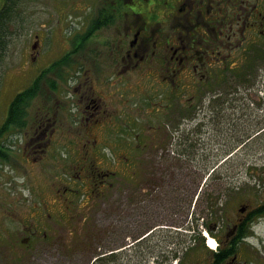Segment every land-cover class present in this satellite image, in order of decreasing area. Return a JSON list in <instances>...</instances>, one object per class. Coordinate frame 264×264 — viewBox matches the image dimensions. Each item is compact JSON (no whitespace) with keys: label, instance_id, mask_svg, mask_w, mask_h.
<instances>
[{"label":"rangeland","instance_id":"rangeland-1","mask_svg":"<svg viewBox=\"0 0 264 264\" xmlns=\"http://www.w3.org/2000/svg\"><path fill=\"white\" fill-rule=\"evenodd\" d=\"M65 2L19 0L16 5L9 4L11 20L3 22L7 38L0 44V124L11 98L32 84L36 76L38 89L26 99L28 104L20 114L24 124L14 125L12 121L1 139L13 148L9 157H0V213L6 212L0 221V264H178L179 259L182 264H194L193 260L205 253V247H196L201 237L206 239L205 221L234 218L240 203L256 206L264 197V65L258 61V74L247 87L243 85L245 79L237 76L241 66L216 89L211 113L189 119L187 128L201 126L206 130L199 143H192L194 134L185 140V135L179 140L175 132L167 131L165 136V122L171 129L177 126V120L153 112L140 114L138 101L144 92L138 90L129 92L136 102L133 115L142 123L135 120L134 125L133 117L121 108L123 85H109L113 70L104 67V77L110 79L105 86L110 92L118 91L119 96L115 103L120 105L115 131L130 126L135 133L140 126L163 141L151 147L155 140L152 137L148 143L152 152L142 156L158 160L154 165L141 166V174L157 181V186L152 189L154 194L139 197L135 212L127 204V179L134 167L128 161L122 162L119 154L124 148L118 150L109 145L121 161L117 165L105 162L103 167H94L100 171L115 170L114 177L109 174L105 178L112 184L105 186L106 200L101 204L97 194L92 193L93 182L101 177L94 179L97 176L88 171L76 177L72 173L74 168L71 171L75 164L72 162L79 161L80 147L90 132L81 128L76 105L81 103L80 90L73 89L79 72L66 74L63 79L58 71L61 66L67 70V65H56L58 58L72 47L63 33L81 26L80 14L73 15L77 8ZM64 7L73 15L72 19L64 18ZM37 30L41 33V46L32 49ZM49 82L55 91L50 89ZM47 111L50 117L46 124L37 128ZM160 143L164 149L158 158L154 149L161 150L157 148ZM69 146L72 157L63 164L58 160ZM178 152L182 155L177 157L174 154ZM79 162L87 168L85 160ZM138 212L146 213L136 215ZM133 214L139 217L141 225L128 224ZM156 224L159 227L153 229ZM30 225L37 228L32 242H10L23 237ZM150 227L153 230L138 241ZM8 230L12 231L9 235ZM44 230L47 237H42ZM248 239L264 242L263 220Z\"/></svg>","mask_w":264,"mask_h":264},{"label":"flooded vegetation","instance_id":"flooded-vegetation-1","mask_svg":"<svg viewBox=\"0 0 264 264\" xmlns=\"http://www.w3.org/2000/svg\"><path fill=\"white\" fill-rule=\"evenodd\" d=\"M16 1L18 3L19 0ZM10 2L13 0H0V12L3 11L0 19L3 22L11 20L8 13ZM65 4L75 6L77 9L73 15L80 14L81 18V26L64 33L60 31L59 34L63 33L72 44L65 52L68 56L73 55L66 62L69 69L67 74L70 76L74 71L80 74L75 79L73 89L80 90L78 99L81 103L76 105L83 123L81 128L90 132V137L85 134L87 140L80 147L81 157L77 158L79 161L85 160L87 168L76 161L72 162L75 164L71 166V171L74 168L72 173L76 177L85 171L97 176L94 179L101 177L93 182L92 193L95 192L101 204H105V186L112 184L105 178L109 174L114 177L115 170L100 171L94 167H103L105 162L117 165L121 160L115 157L112 148H124L119 154L122 162L128 161L134 167L127 179V204L129 210L135 212L139 197L154 194L152 189L157 186V181L142 175L141 171L147 165L158 163V160L142 156L148 155L144 152H152L153 148H149L148 144L152 137L155 140L151 147L163 140H158L157 134L147 133L140 126L135 133L130 131V126L128 129L122 126L119 132L115 131L120 113V105H115L119 98L116 94L118 91L110 92L105 85L110 79L111 86L123 85L121 96L124 105L121 108L133 117L134 125L135 120L142 123L133 115L136 102L129 92L138 90L144 92L142 100L138 101L140 114L153 112L162 118L177 120V126L171 129L165 122L162 128L166 133L160 128L165 136L168 135L167 131L175 132L179 134V140H183L185 135V140L191 139L190 135L194 134L196 138L191 139L192 143H199L206 130L201 126L187 128L189 119L211 113L210 103L212 97L216 96V89L224 85L227 77L230 78L241 66L242 70L237 76L245 79L243 85L247 87L253 84L258 74V61L261 60L264 65V0H79L78 3L66 0ZM68 12L64 7L65 19ZM40 34L39 30L35 32L32 43L38 48L41 46ZM5 35L1 36L4 42L7 38ZM77 52L80 54H75ZM104 67L111 68L114 76L111 74L110 79L105 78ZM104 78L106 83H103ZM49 112L41 117L37 128L46 124ZM185 129L190 132H184ZM163 147L164 144L160 143L157 148L161 150L154 149L158 158ZM70 150V146L64 149L65 153L58 161L65 164L64 160L67 162L72 157ZM127 150L129 154L125 152ZM2 151L3 147L0 148ZM174 155L178 157L182 154L178 152ZM34 213L38 214L36 211ZM145 213L138 212L136 215ZM4 215L6 212L0 213V221ZM136 215L130 217L128 224L141 225ZM262 220L264 197L256 206L243 202L234 218L211 220L206 225L213 237L209 236L211 250L204 249L205 253L198 255L193 260L194 264H264V242H251L248 235L242 233L247 226L255 229ZM30 227L23 237L17 238L13 234L15 238L10 242H32L36 238L37 228ZM157 227L159 225L156 224L152 228ZM152 228L145 230L146 234L137 240L146 237ZM10 232L8 230L6 234ZM47 235L44 230L42 237ZM203 242L199 240L196 247L199 245L202 248ZM178 264H182L180 259Z\"/></svg>","mask_w":264,"mask_h":264},{"label":"trees","instance_id":"trees-1","mask_svg":"<svg viewBox=\"0 0 264 264\" xmlns=\"http://www.w3.org/2000/svg\"><path fill=\"white\" fill-rule=\"evenodd\" d=\"M4 25L3 21L0 19V44H3V38L1 39V36H4L5 31H3ZM1 46V45H0ZM64 58H62L59 62H63ZM61 74V73H59ZM38 89V77L34 80L32 84H30L27 88L23 89L21 92H17L13 98L11 99V102L8 105L7 113L4 121L0 124V148L2 147V135L4 133V130L8 127L9 124L12 123V121L15 122L17 119H21L20 114L22 115L24 113L23 107L28 104V101L26 99L29 96H33L35 92ZM4 150V149H3ZM2 155V152H0V157Z\"/></svg>","mask_w":264,"mask_h":264},{"label":"bare ground","instance_id":"bare-ground-1","mask_svg":"<svg viewBox=\"0 0 264 264\" xmlns=\"http://www.w3.org/2000/svg\"><path fill=\"white\" fill-rule=\"evenodd\" d=\"M211 242H212V241H211V238L209 237V239H208V245H209V246H211Z\"/></svg>","mask_w":264,"mask_h":264}]
</instances>
